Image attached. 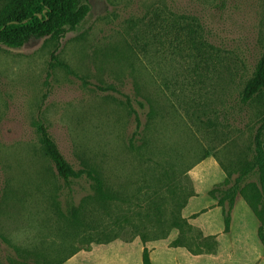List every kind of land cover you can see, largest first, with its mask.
<instances>
[{
	"label": "rangeland",
	"instance_id": "rangeland-1",
	"mask_svg": "<svg viewBox=\"0 0 264 264\" xmlns=\"http://www.w3.org/2000/svg\"><path fill=\"white\" fill-rule=\"evenodd\" d=\"M88 4L60 41L0 47V263L142 264L148 249L153 264H264V202L248 199L264 98L242 103L264 0Z\"/></svg>",
	"mask_w": 264,
	"mask_h": 264
},
{
	"label": "trees",
	"instance_id": "trees-1",
	"mask_svg": "<svg viewBox=\"0 0 264 264\" xmlns=\"http://www.w3.org/2000/svg\"><path fill=\"white\" fill-rule=\"evenodd\" d=\"M88 2L89 0H0V47L22 48L31 41L45 38L60 41L68 32L76 30L89 14ZM259 98H264V51L242 93V103L248 105ZM37 131L59 178L68 187H72L81 176L64 157L43 122L37 124ZM256 168L260 185L255 195L248 199L264 202V117L255 137V158L250 165V169ZM84 173L94 182V196H110V191L95 170L86 169ZM226 221L229 225V215ZM142 264H153L148 249L144 250Z\"/></svg>",
	"mask_w": 264,
	"mask_h": 264
}]
</instances>
